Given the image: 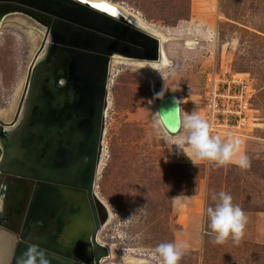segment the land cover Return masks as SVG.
I'll list each match as a JSON object with an SVG mask.
<instances>
[{
  "label": "rangeland",
  "instance_id": "rangeland-1",
  "mask_svg": "<svg viewBox=\"0 0 264 264\" xmlns=\"http://www.w3.org/2000/svg\"><path fill=\"white\" fill-rule=\"evenodd\" d=\"M105 1L159 32L169 65L125 58L111 64L105 155L96 182L111 211L98 235L111 250L103 264H159L157 245L177 241L190 246L180 264H264V0ZM13 17L17 22L0 25V121L5 123L16 116L45 36L31 18L8 16ZM238 73L251 95L246 124L233 131L251 161L246 170L195 158L184 142L187 132L171 137L156 119L155 103L175 95L182 116L195 111L210 124L214 76ZM177 145L194 162L178 153ZM220 191L231 194L247 216L239 244L214 243L207 227L205 210Z\"/></svg>",
  "mask_w": 264,
  "mask_h": 264
},
{
  "label": "water",
  "instance_id": "water-1",
  "mask_svg": "<svg viewBox=\"0 0 264 264\" xmlns=\"http://www.w3.org/2000/svg\"><path fill=\"white\" fill-rule=\"evenodd\" d=\"M94 4L0 0V18L22 14L46 33L14 120L0 121V229L15 239L7 264H19L31 244L50 264H103L109 256L98 240L109 210L96 182L105 155L111 59L158 61L162 55L160 39L119 9L112 14ZM176 101L168 95L157 105L171 137L183 132Z\"/></svg>",
  "mask_w": 264,
  "mask_h": 264
},
{
  "label": "clouds",
  "instance_id": "clouds-1",
  "mask_svg": "<svg viewBox=\"0 0 264 264\" xmlns=\"http://www.w3.org/2000/svg\"><path fill=\"white\" fill-rule=\"evenodd\" d=\"M163 92L158 94L161 98ZM181 101H176L177 105ZM159 121V116L156 117ZM181 129L187 132L185 143L190 147L192 156L200 160L213 162L216 167L235 164L240 169L251 167V161L245 154L242 141L239 137L228 133L225 139L211 133L209 122L196 113L184 114L181 118ZM178 146V153L187 155L193 162L182 145ZM213 205L206 208L209 219L208 229L214 234V243L225 244L229 239L239 244L244 236L247 224V216L243 209L233 202L231 194L220 191L211 196ZM186 242H162L155 248L159 264H180L186 250L189 249ZM19 264H50L46 253L38 245L31 244L21 257Z\"/></svg>",
  "mask_w": 264,
  "mask_h": 264
},
{
  "label": "built area",
  "instance_id": "built-area-1",
  "mask_svg": "<svg viewBox=\"0 0 264 264\" xmlns=\"http://www.w3.org/2000/svg\"><path fill=\"white\" fill-rule=\"evenodd\" d=\"M213 78V86L209 96L212 114L210 120L211 133H234L246 124L250 112V91L243 74H232L229 78Z\"/></svg>",
  "mask_w": 264,
  "mask_h": 264
},
{
  "label": "bare ground",
  "instance_id": "bare-ground-1",
  "mask_svg": "<svg viewBox=\"0 0 264 264\" xmlns=\"http://www.w3.org/2000/svg\"><path fill=\"white\" fill-rule=\"evenodd\" d=\"M86 1H89V2H92V3H108L114 7H116L117 9H119L124 15H126L127 17H129L131 20H133L137 25H139L141 28H143L146 32H148L150 35L160 39L161 41V55H162V58L158 61H141L139 60V62H143L144 65H154V66H160V67H167L169 65V60L167 59V56L163 50V38L162 36L160 35L159 32L149 28L148 26H146L143 22L140 21V19L136 18L135 16H133L132 14H130L125 8H122L121 5H117V4H114V3H111V2H108V1H105V0H86ZM9 15L3 17V18H0V25L3 24L4 22L7 23V22H17L14 20V17L13 18H8ZM4 23V24H5ZM35 25V24H34ZM45 32L43 31L42 33V36L45 35L44 34ZM44 37V36H43ZM42 41H44V39H42ZM43 43V42H42ZM189 45H191L192 43H189ZM40 45V44H39ZM41 46V45H40ZM43 56V53L42 55ZM129 59V58H126L124 56H121V55H114L111 59V64L113 65L114 63H116L117 61L119 60H125V59ZM129 60H133V59H129ZM133 61H136V60H133ZM146 62H149V63H146ZM142 64V65H143ZM153 68V67H152ZM27 80V78H26ZM25 84H26V81H25ZM24 89H25V86H24ZM24 92V90H23ZM156 97V96H155ZM159 99V98H158ZM159 102V101H158ZM158 102L155 103L158 105ZM161 123V122H160ZM10 124V123H9ZM162 125V124H161ZM15 128V125L14 126H11V127H6V129H14ZM108 207V206H107ZM108 210H109V218H108V221L107 223L109 222L110 218H111V211L108 207ZM0 212H1V209H0ZM99 240V239H98ZM14 241L15 239L6 231L4 230H1L0 229V264H7V260H8V256H9V253H10V250H11V247L13 246L14 244ZM100 242V241H99ZM101 243V242H100ZM102 244V243H101ZM103 245V244H102ZM107 248L108 250V253H109V256H110V253H111V250L109 247H107L106 245H103ZM109 256L107 258H109ZM106 258V259H107ZM105 259V260H106ZM125 259V258H124ZM104 260V261H105ZM125 262V261H124Z\"/></svg>",
  "mask_w": 264,
  "mask_h": 264
},
{
  "label": "snow or ice",
  "instance_id": "snow-or-ice-1",
  "mask_svg": "<svg viewBox=\"0 0 264 264\" xmlns=\"http://www.w3.org/2000/svg\"><path fill=\"white\" fill-rule=\"evenodd\" d=\"M97 9L116 14L118 12V9H116L114 6L108 4V3H97L93 5Z\"/></svg>",
  "mask_w": 264,
  "mask_h": 264
}]
</instances>
